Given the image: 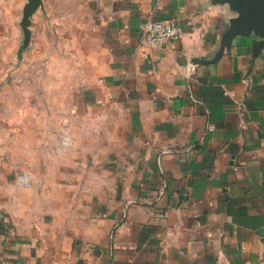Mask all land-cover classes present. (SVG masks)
<instances>
[{"label":"crops","instance_id":"crops-1","mask_svg":"<svg viewBox=\"0 0 264 264\" xmlns=\"http://www.w3.org/2000/svg\"><path fill=\"white\" fill-rule=\"evenodd\" d=\"M25 3L0 0L8 71ZM235 16L213 0H41L29 48L65 43L119 148L95 171L39 175L47 201L0 180V264H264V47L237 35L211 60ZM157 18L181 36L145 42Z\"/></svg>","mask_w":264,"mask_h":264},{"label":"rangeland","instance_id":"rangeland-1","mask_svg":"<svg viewBox=\"0 0 264 264\" xmlns=\"http://www.w3.org/2000/svg\"><path fill=\"white\" fill-rule=\"evenodd\" d=\"M51 40L34 50L29 39L9 71L0 58V180L7 178L20 202L49 199L38 191L45 185L39 175L68 167L69 160L78 173L95 171L119 148L120 130L86 105L78 67L65 43Z\"/></svg>","mask_w":264,"mask_h":264},{"label":"water","instance_id":"water-1","mask_svg":"<svg viewBox=\"0 0 264 264\" xmlns=\"http://www.w3.org/2000/svg\"><path fill=\"white\" fill-rule=\"evenodd\" d=\"M215 3H226L237 12V16L229 20L228 28L223 32L219 49L211 60L221 56L225 48H229L237 35L252 36L254 50L264 47V0H213ZM41 0H26L23 7L21 26L24 32L23 46L30 39V17L40 6Z\"/></svg>","mask_w":264,"mask_h":264},{"label":"built area","instance_id":"built-area-1","mask_svg":"<svg viewBox=\"0 0 264 264\" xmlns=\"http://www.w3.org/2000/svg\"><path fill=\"white\" fill-rule=\"evenodd\" d=\"M143 40L152 45H162L166 41L178 39L181 36V27L173 18L151 19L146 22Z\"/></svg>","mask_w":264,"mask_h":264}]
</instances>
